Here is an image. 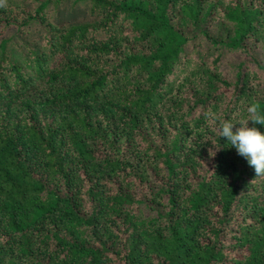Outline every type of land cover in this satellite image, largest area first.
Instances as JSON below:
<instances>
[{"label": "trees", "instance_id": "obj_1", "mask_svg": "<svg viewBox=\"0 0 264 264\" xmlns=\"http://www.w3.org/2000/svg\"><path fill=\"white\" fill-rule=\"evenodd\" d=\"M251 103L264 0H4L0 264H264Z\"/></svg>", "mask_w": 264, "mask_h": 264}, {"label": "clouds", "instance_id": "obj_2", "mask_svg": "<svg viewBox=\"0 0 264 264\" xmlns=\"http://www.w3.org/2000/svg\"><path fill=\"white\" fill-rule=\"evenodd\" d=\"M4 0H0V6ZM247 117L239 119L221 118L217 115L211 117L213 128L218 137H224L227 145L236 149L237 154L244 157L249 166L254 168L255 177H264V133L257 127H249V121L253 124H264V107L259 103H251L246 106ZM239 125L238 127L234 126ZM214 144V143H213ZM219 147L217 144H214ZM209 155L215 156L210 148Z\"/></svg>", "mask_w": 264, "mask_h": 264}]
</instances>
